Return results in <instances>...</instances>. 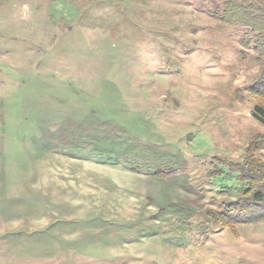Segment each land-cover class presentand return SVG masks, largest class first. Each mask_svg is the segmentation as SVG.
<instances>
[{"label": "rangeland", "instance_id": "1", "mask_svg": "<svg viewBox=\"0 0 264 264\" xmlns=\"http://www.w3.org/2000/svg\"><path fill=\"white\" fill-rule=\"evenodd\" d=\"M221 1L0 0V264H264L209 214L264 136Z\"/></svg>", "mask_w": 264, "mask_h": 264}, {"label": "trees", "instance_id": "2", "mask_svg": "<svg viewBox=\"0 0 264 264\" xmlns=\"http://www.w3.org/2000/svg\"><path fill=\"white\" fill-rule=\"evenodd\" d=\"M211 13L222 22L250 28L256 34L255 63L261 70L250 90L255 96L262 97L264 95V0H222ZM253 113L264 124L263 100L257 102ZM257 139L246 149L243 162L232 165L243 184L238 192L239 197L224 202L220 211H209L214 222L229 227L236 236L239 234L234 223L264 220V161L258 157L257 152L262 147L264 136L263 138L258 136Z\"/></svg>", "mask_w": 264, "mask_h": 264}]
</instances>
